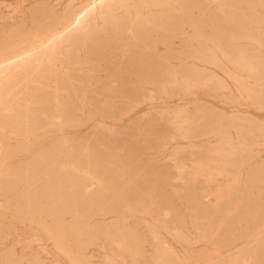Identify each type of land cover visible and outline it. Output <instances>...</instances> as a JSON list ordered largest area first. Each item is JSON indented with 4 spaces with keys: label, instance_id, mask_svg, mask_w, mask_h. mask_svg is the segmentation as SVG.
Here are the masks:
<instances>
[{
    "label": "rangeland",
    "instance_id": "1",
    "mask_svg": "<svg viewBox=\"0 0 264 264\" xmlns=\"http://www.w3.org/2000/svg\"><path fill=\"white\" fill-rule=\"evenodd\" d=\"M68 1L0 0V48L12 33L29 32L32 18L43 15L42 12L45 14L42 8L55 9L59 13ZM207 1H199L200 8L180 9L175 5L177 0H170L171 5L165 7L170 74L164 85L141 87L126 80L91 77L77 83L81 86L84 83L89 89H81L71 98L58 92L61 94L58 103L45 113L39 109L34 114L29 111L30 107L17 109L19 133L6 130L0 141V264H69L58 255L52 240L40 230L38 232L34 222L27 221L25 213L22 221H18L11 211L15 200L25 196L26 185L31 187L30 206L33 208L39 196L37 207L42 210L46 204V191L42 192L44 185L48 189L51 184L67 180L86 184L89 181L83 173H72L73 168L85 166H90L102 180L100 187H89L92 192L101 188L98 204L93 197L92 203L81 208L83 211L78 219L72 212H66L56 213L55 217L40 214L41 218L37 217L36 221L53 226L57 219L70 230L68 240L74 251L86 257L90 264H155L154 232L180 263L264 264L263 219L259 221L257 231L239 238L243 225L231 226V218H224L225 224L215 236L217 240L227 236L224 231L227 229L231 233L228 240L232 242L220 246L213 238H201L204 223L194 210L195 205L213 210L214 192L224 188L220 177L208 181H213L212 184L205 183L198 166L216 164L204 161V158L217 156L225 150L240 154L247 151L248 157L236 154L244 160V164L236 168L240 193H243L246 175L264 169V0L245 1L249 2L248 9L238 8L239 5L219 9ZM85 3L86 0H73L72 6L81 8ZM120 12L123 13L122 10L113 11L122 15ZM86 22L89 29L85 36L99 35L104 29L99 10L94 11ZM127 43L125 37L118 43H110L106 48L110 56L105 61L116 64L123 60ZM80 46L78 59L83 54ZM193 50L198 52L191 54ZM252 57L257 69L261 70L257 78H249L244 73ZM183 80L188 82L183 84ZM197 115H203L205 119L196 120L193 127L205 135L187 138L188 122ZM210 115L214 118L207 121L206 116ZM221 117H225L224 123L217 121ZM260 129L263 130L261 135ZM15 178L17 181L13 184ZM257 186L252 193L262 196L263 200L257 205L264 212V177L262 182L257 181ZM67 191L64 189L63 193ZM205 192L206 196L202 198L200 194ZM108 200L128 211L107 209ZM22 206L25 212L24 201ZM163 206L171 209V214L176 217L161 216L158 208ZM57 207L59 204L54 205ZM76 222H79L78 226ZM130 230L142 239L143 254L132 259L128 253L118 251L107 261L106 256L112 255L101 232L126 234Z\"/></svg>",
    "mask_w": 264,
    "mask_h": 264
},
{
    "label": "bare ground",
    "instance_id": "2",
    "mask_svg": "<svg viewBox=\"0 0 264 264\" xmlns=\"http://www.w3.org/2000/svg\"><path fill=\"white\" fill-rule=\"evenodd\" d=\"M72 1L73 0H69L68 4L59 13L55 12L54 11L55 9L52 10L46 7L42 8V10L45 11V14L42 12L43 15H38L32 18V21L30 22L32 23V27L30 28L29 32L22 33L20 31L19 32L17 31L16 33H12L11 35H9L3 41L2 46L0 48V141L3 140L2 134H4L6 130L11 132H17L20 126L17 117L18 108L30 107L29 111L33 112L34 114L39 112V109H41V112L45 113L52 105H56L58 103L57 100L61 96V94L58 92H64L67 97L71 98V96H74V94L81 89L88 90L89 89L88 86H85L84 83H82V85L84 86L77 84L83 79H89L92 77L98 80L99 78H102L101 76H105L110 78L111 80L114 79V81L116 80L120 81L121 79V80H126L128 82L136 83L141 87L147 85L159 87V85H164L166 83L170 71L168 68L169 46L168 43L166 42V36H165L166 26L164 24V21L166 18L165 7L171 5L170 0H86L85 5L82 6L81 8L72 6ZM199 1L201 0H177V3H175V5H177L178 8L180 9L200 8L198 4ZM245 1L247 0H242L240 2L239 0L237 1L208 0L207 2L216 5V7H218L219 9L227 6L232 8L233 6L235 7L236 5H239L238 8L244 6L245 8L248 9L250 7L249 2L244 3ZM112 4L113 6H111ZM250 4H252V2ZM262 5L264 7V4ZM96 10L100 11V17L103 21L104 29L101 32H99V35L91 34V36L89 35L85 36L87 35L86 32L89 29V23L86 22V19L88 17H91L94 14V11ZM115 10H122L123 13L120 12L122 13V15L114 14L113 11ZM130 15H132L133 18ZM42 20L44 22H42ZM121 37L123 38L125 37V39L128 40L127 47L125 48V50H123V54H122L123 60L117 63L114 61L116 64H113L112 61L111 63L110 62L107 63V61H105V58L110 56L109 54L110 52L108 51L109 49L108 50L106 49L107 46L110 43H118ZM79 46L82 47L83 49L82 51L83 54L81 59H78L80 57L78 54V50H80L78 49ZM197 52L198 51L193 50L191 51V54H196ZM254 59L255 58L252 57L250 62L247 63L250 65L249 68L245 67L246 69L244 73L249 78H255V77L257 78L261 73V70L257 69V65ZM56 63L58 64V67L56 66ZM89 73H91V76L89 75ZM193 76L194 75H192V77ZM181 79H178V81ZM183 81H184L183 84H186V82H188L185 80ZM59 83L61 84L60 86L58 85ZM105 85L107 84H104V86ZM190 86L192 85H189V87ZM199 86H201L200 83ZM34 94H36V98H34ZM109 98L111 97L109 96ZM109 100L107 102H109ZM100 108H102V106ZM213 116L212 115H210L209 117L206 116L207 121L214 118ZM33 117L36 118L37 116L33 115ZM224 118L225 117H221L217 121L220 123H224L225 122ZM204 119L205 117L203 115L202 116L197 115V117L190 118L188 122L189 125L186 130L187 138H198L200 136L205 135L202 134L200 131H198V128L193 127V123L196 120H204ZM178 124L179 123L177 122L176 125ZM262 132H263L262 129L258 130V133L260 135L262 134ZM240 139L241 138L239 137V140ZM222 145H226V144H222ZM227 145L231 146L229 144ZM240 153L241 152H235L233 150L221 151L220 154L217 153V156L204 158V161L211 162L216 165L198 166V170L201 176L203 177L205 183L212 184L213 181L212 183H209L208 181L215 179V177H220L221 179L220 181L223 182L224 184V188L222 191L214 192V200L212 199L214 201L213 210L209 211L205 209V207L200 208L197 205H195L194 207V210L199 214L200 221L204 223V227L202 228L200 234L201 238L203 239L213 238L217 242L216 244L220 246H226L227 242H232L228 240L229 235H231V233L229 234L227 232V229H224V231H226L227 236L224 237L221 236L222 238L220 240L219 239L217 240L215 236V234H218L216 232H218L224 226L225 224V221L223 220L224 218L226 217L231 218V220L233 221V223L230 224L231 226H233L234 224L243 225V229H242L243 232H241V234L238 236L239 238L240 236L242 237L250 232L257 231L256 229L258 228L257 226L260 223L259 222L260 220L263 219V223H264V212H261L258 209V205H257V202L263 200V198L262 196L259 195V193L255 195L252 193V190L257 189L258 187L257 181L262 182V179L264 177V169L258 172H252L251 174L248 173L244 181L245 185L244 188L242 189L243 193H240L237 185L239 175L237 173L238 169L236 168L243 165L244 160L242 157H238L236 154L244 155L248 157V152L245 151L243 152V154ZM249 154H251V152H249ZM235 165H237V167ZM187 168L185 167V169ZM72 171H73L72 173L75 172L83 173L84 177H87L89 182L85 184L76 181L71 182L73 180H67L65 182H57L55 184H51L48 189L46 188V185H44L42 187V192L46 191V194H44L46 198L45 201L46 204L44 208H42V210H39L37 207V203H39V196L33 208L30 206L31 195H32L30 193L31 187L29 185H26L25 196L24 197L21 196L15 200L16 204L13 210L11 211V214L14 219L18 221H22V218L25 213L27 216V221L34 222L38 227L37 231L40 230L41 233L43 232L50 240H52L53 247L58 253V255L64 258L63 260H66L69 264H80V263L90 264V262L86 257L74 251L70 241L68 240V233L70 232V230H66L62 225H60L57 219L55 221V224H53V226H46L41 221H36L37 217L41 218L40 214H46L47 216L55 217L56 213L64 214L66 212H72L73 214L76 215L75 218L78 219L80 217V213H81L80 211H83L81 208L92 203L93 201L91 200L93 197L96 199L95 203L98 204L97 203L98 200H100V197H102V191L100 190L101 188L98 189V191L96 192H92L91 190L92 188L91 189L89 188L90 186H94V185L100 187L102 180L98 177L97 173L94 170L90 169V166L73 168ZM44 179L42 180L44 181ZM16 181L17 178L12 180V183L15 184ZM64 189L68 190L67 193H63ZM142 192H144V190ZM200 196L202 198L205 197L206 192L205 194L201 193ZM22 200L24 201L26 206L25 212H23ZM142 200L144 201V199ZM56 204H59V207L54 208V205ZM230 206L232 207L230 208ZM105 207L112 211L115 210L118 211L124 210L125 212L128 211L126 208L124 209L123 206L122 207L115 206L110 202V200L106 202ZM134 208H136V206ZM158 209L160 211V215L163 217H172V218L176 217L174 214H171L172 213L171 209L165 208L164 206ZM118 213L119 212H117V214ZM151 213L153 214L152 211ZM35 214L37 216H35ZM78 224L79 222H76V226H78ZM173 225L176 224L174 223ZM118 234L110 233L106 231L101 232V235L105 238L107 242L106 245L108 244V248L110 249L108 251H110L112 255L111 257L106 256L107 261L112 260V257L115 256L117 254L116 252L118 251L125 252V254L128 253L132 257V259H134L135 257H140L143 254L142 239L137 235L135 231L130 230L126 234H120V233ZM153 238L156 241V246H157V250L153 258L155 264L182 263V262L180 263L179 261L180 259L177 260V257H173L172 254H170L169 252L170 248L168 249L167 247L164 246V243L159 239L158 233L154 232ZM81 240L82 239H80V241ZM235 263L236 262L221 261L216 264H235ZM35 264H37V262Z\"/></svg>",
    "mask_w": 264,
    "mask_h": 264
}]
</instances>
